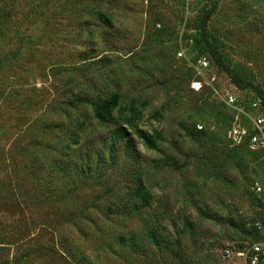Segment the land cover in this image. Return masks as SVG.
<instances>
[{
	"label": "rangeland",
	"instance_id": "1",
	"mask_svg": "<svg viewBox=\"0 0 264 264\" xmlns=\"http://www.w3.org/2000/svg\"><path fill=\"white\" fill-rule=\"evenodd\" d=\"M206 34L256 89L195 69ZM258 92L264 0H0V264H240L264 152L230 133Z\"/></svg>",
	"mask_w": 264,
	"mask_h": 264
},
{
	"label": "built area",
	"instance_id": "2",
	"mask_svg": "<svg viewBox=\"0 0 264 264\" xmlns=\"http://www.w3.org/2000/svg\"><path fill=\"white\" fill-rule=\"evenodd\" d=\"M183 55V52H179L178 54L179 57H183ZM192 65L197 71L207 70L210 67V60L207 57H200ZM190 86L193 90L198 91L202 88V83L198 80H193ZM227 102L229 104L234 103V97L229 95ZM238 125L230 133L232 140L240 144L246 138L249 141L251 149L264 152V113L251 118L247 122V126ZM199 129H202V127L200 126ZM253 191L255 194L262 195L264 194V186L257 182L253 187ZM246 226L248 229H253L256 236L251 238L250 244L237 253L238 257L241 258L240 264H264V223L256 220L248 222ZM233 255L232 250L226 249L223 252V260H230L233 258Z\"/></svg>",
	"mask_w": 264,
	"mask_h": 264
},
{
	"label": "trees",
	"instance_id": "3",
	"mask_svg": "<svg viewBox=\"0 0 264 264\" xmlns=\"http://www.w3.org/2000/svg\"><path fill=\"white\" fill-rule=\"evenodd\" d=\"M211 14L212 11H207L205 13V15L203 16V21L206 22L211 18ZM99 18L101 20V22L107 26V27H111V23L109 21V19L102 13H99ZM204 22L200 25V28L202 30V27L204 26ZM202 37V41H204L205 43V47L203 50V55L200 57H207L211 62H215L217 65L220 66V68L227 73V75L229 76V78L231 79L232 84H234L237 87H244L247 85H251L248 84V82H246V80L241 77V75L239 73H234L231 71V69L227 66H224L223 63V46L221 45L220 42H218L217 40H215L213 37L209 36L208 34L206 35H201ZM199 42H201V40H199ZM199 57V58H200ZM197 60V59H196ZM191 84V83H190ZM252 86V85H251ZM254 89H256L254 86H252ZM258 95L260 97V99L263 102L264 105V94L258 92ZM118 106V95H113L111 98L104 100L101 104H98L95 107V116L96 118L100 121V122H106L108 120V118L111 116L112 111ZM203 128V127H202ZM201 130V129H200ZM139 137L140 139L147 145V147H149L150 149H155V141L153 140L152 136H149L147 134L144 133H139ZM261 203V213L257 214V217H255V219L253 221L256 220H260L264 223V201L260 202ZM247 232H249L252 236L251 237H255L256 233L255 231H253V229H246ZM150 239L155 242L156 244L158 243L155 235H154V231H151L149 234Z\"/></svg>",
	"mask_w": 264,
	"mask_h": 264
}]
</instances>
